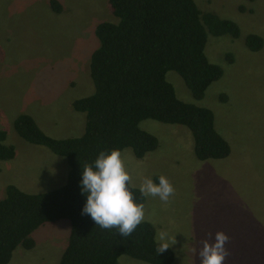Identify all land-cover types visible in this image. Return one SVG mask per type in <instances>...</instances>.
Returning a JSON list of instances; mask_svg holds the SVG:
<instances>
[{"label": "rangeland", "instance_id": "374dc122", "mask_svg": "<svg viewBox=\"0 0 264 264\" xmlns=\"http://www.w3.org/2000/svg\"><path fill=\"white\" fill-rule=\"evenodd\" d=\"M50 1L0 0V131L14 149L11 160H0V199L8 184L27 193L65 184V159L22 140L12 122L26 114L52 138L81 136L84 114L72 102L94 90L88 68L98 46L95 26L117 21L108 0H56L59 12ZM194 2L201 13L235 23L238 36L206 29L204 54L222 75L200 100L176 72L168 71L165 79L178 99L211 110L229 155L198 160L187 127L146 119L139 128L157 139V147L140 159L128 148L121 156L131 186L138 189L145 177L156 183L162 175L174 189L167 202L144 196L142 204V221L153 226L155 239L161 230L174 236L171 264H199L192 249L218 231L229 238L223 264H264V0ZM249 34L261 37L260 50L246 47ZM69 231L67 220L40 225L30 234L34 246H17L8 264H58ZM117 263L148 264L126 255Z\"/></svg>", "mask_w": 264, "mask_h": 264}, {"label": "trees", "instance_id": "16d2710c", "mask_svg": "<svg viewBox=\"0 0 264 264\" xmlns=\"http://www.w3.org/2000/svg\"><path fill=\"white\" fill-rule=\"evenodd\" d=\"M54 11H60L51 0ZM116 22L95 26L98 46L89 57L93 93L76 99L72 108L84 114V131L74 138L55 139L46 135L34 119L18 115L12 122L25 142L46 147L63 157L68 169L65 184L40 193L23 192L5 186L0 199V264H8L17 246H34L30 234L44 223L67 220L68 241L58 264H118L121 255L148 264H171L169 247L156 252L158 241L146 221L127 236L116 229H101L85 214L84 197L79 194V167L91 163L100 151L130 149L140 159L157 147V139L139 128L146 119L178 124L189 129L193 153L198 160H220L229 155L228 143L216 131L211 110L178 99L166 81L168 71L176 72L195 100L217 81L222 69L204 54L208 32L215 36H238V27L214 14L201 13L194 0H108ZM245 45L251 51L262 48L261 37L249 34ZM231 61V56L226 55ZM0 131V160H11L14 149L4 144ZM136 203H144L138 189L128 182Z\"/></svg>", "mask_w": 264, "mask_h": 264}, {"label": "clouds", "instance_id": "9594fccd", "mask_svg": "<svg viewBox=\"0 0 264 264\" xmlns=\"http://www.w3.org/2000/svg\"><path fill=\"white\" fill-rule=\"evenodd\" d=\"M79 194L84 197L81 215H87L95 226L101 229H116L122 237L129 236L144 219L141 203L134 201L128 182L130 176L125 169L119 149L100 151L91 163L79 167ZM138 191L141 196L157 197L167 202L174 189L164 176L157 177L154 183L151 178H143ZM174 236L166 231H158L156 252L161 253L175 243ZM228 237L223 232L212 234L211 242L201 240L200 247L192 249L199 264H223L228 252L224 245Z\"/></svg>", "mask_w": 264, "mask_h": 264}]
</instances>
